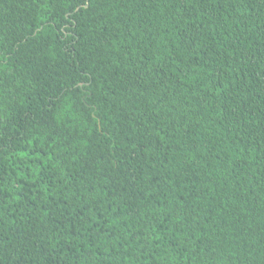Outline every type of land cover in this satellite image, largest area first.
I'll return each mask as SVG.
<instances>
[{
    "label": "trees",
    "instance_id": "obj_1",
    "mask_svg": "<svg viewBox=\"0 0 264 264\" xmlns=\"http://www.w3.org/2000/svg\"><path fill=\"white\" fill-rule=\"evenodd\" d=\"M0 264H264V0H0Z\"/></svg>",
    "mask_w": 264,
    "mask_h": 264
},
{
    "label": "water",
    "instance_id": "obj_2",
    "mask_svg": "<svg viewBox=\"0 0 264 264\" xmlns=\"http://www.w3.org/2000/svg\"><path fill=\"white\" fill-rule=\"evenodd\" d=\"M88 5V3H86V6Z\"/></svg>",
    "mask_w": 264,
    "mask_h": 264
}]
</instances>
